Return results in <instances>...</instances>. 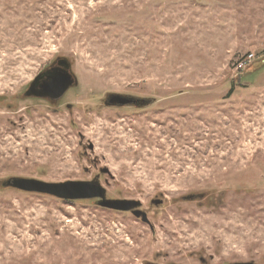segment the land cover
Returning <instances> with one entry per match:
<instances>
[{
    "label": "rangeland",
    "instance_id": "obj_1",
    "mask_svg": "<svg viewBox=\"0 0 264 264\" xmlns=\"http://www.w3.org/2000/svg\"><path fill=\"white\" fill-rule=\"evenodd\" d=\"M59 58L76 83L25 96ZM263 59L264 0H0V264H264Z\"/></svg>",
    "mask_w": 264,
    "mask_h": 264
},
{
    "label": "water",
    "instance_id": "obj_2",
    "mask_svg": "<svg viewBox=\"0 0 264 264\" xmlns=\"http://www.w3.org/2000/svg\"><path fill=\"white\" fill-rule=\"evenodd\" d=\"M57 65L49 66L41 74L37 75L30 83L25 96H34L37 98H49L56 100L60 98L68 88H71L76 83V78L70 70V63L65 58H59ZM45 77V81L36 87L37 81ZM151 102V99H141L135 97H120L117 95H110L104 101L105 105H125L132 104L136 106H145ZM5 187H14L19 190L42 193L52 195L56 198L64 200H75L84 198H99L98 204L100 206L111 208L114 210L128 211L139 205L135 200H106L104 199V189L96 182H82V181H66L58 183L44 182L32 178L13 177L3 183ZM191 195L189 198H192ZM133 215L141 217L142 221L149 223L146 214L139 210H133ZM235 264H254L250 262L235 263Z\"/></svg>",
    "mask_w": 264,
    "mask_h": 264
},
{
    "label": "built area",
    "instance_id": "obj_3",
    "mask_svg": "<svg viewBox=\"0 0 264 264\" xmlns=\"http://www.w3.org/2000/svg\"><path fill=\"white\" fill-rule=\"evenodd\" d=\"M253 55H247L246 57H244L237 65V69L239 71H243L252 61Z\"/></svg>",
    "mask_w": 264,
    "mask_h": 264
},
{
    "label": "flooded vegetation",
    "instance_id": "obj_4",
    "mask_svg": "<svg viewBox=\"0 0 264 264\" xmlns=\"http://www.w3.org/2000/svg\"><path fill=\"white\" fill-rule=\"evenodd\" d=\"M58 66L57 65V62L53 65V66ZM52 66V65H51ZM58 67H60V66H58ZM45 81V77H42V78H40L38 81H37V83H36V87L38 88V87H40V85L43 83ZM70 89V88H69ZM29 97V96H28ZM31 97H34V96H31ZM37 98V97H36ZM44 99H46V100H49V101H54L53 99H49V98H44ZM59 99V98H58ZM58 99H56V100H58Z\"/></svg>",
    "mask_w": 264,
    "mask_h": 264
},
{
    "label": "trees",
    "instance_id": "obj_5",
    "mask_svg": "<svg viewBox=\"0 0 264 264\" xmlns=\"http://www.w3.org/2000/svg\"><path fill=\"white\" fill-rule=\"evenodd\" d=\"M264 60V59H263ZM263 60H261V61H263Z\"/></svg>",
    "mask_w": 264,
    "mask_h": 264
}]
</instances>
